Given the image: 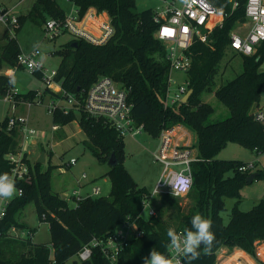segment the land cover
Segmentation results:
<instances>
[{
	"label": "trees",
	"instance_id": "trees-1",
	"mask_svg": "<svg viewBox=\"0 0 264 264\" xmlns=\"http://www.w3.org/2000/svg\"><path fill=\"white\" fill-rule=\"evenodd\" d=\"M79 11L82 18L89 9L98 13L107 12L115 33L103 45L92 44L85 39L72 38L58 50L62 60L57 68L55 80L63 89L78 97L102 76L113 78L129 91L132 116L144 131L158 138L163 129L182 125L196 135L194 148L199 161L192 163L193 188L188 194L193 202L188 212L173 200L172 195L164 199L157 208L156 216L143 215L144 203L152 198L146 189L140 187L123 164L125 157L124 137L102 121L87 117L84 113L61 111L54 113V122L63 126L79 119L86 134V145L101 163H109L115 154L120 164L111 167L105 175L111 181V192L105 197H87L75 207H70L52 188L50 169L43 171L42 164L30 161L31 179L21 182L23 195L15 198L8 207L7 214L0 221V264H111L100 248L93 250L92 258L79 261L75 258L81 248L94 239H105L125 224L135 223L142 237L130 241L119 257L120 264H144L153 257V252L168 258V248L175 233L195 232L192 217L200 214L211 220L210 231L215 240L210 253L197 248L200 257L184 264H215L217 253L222 248H240L255 255L256 243L264 241V199L249 211L239 208L241 189L252 172H241L244 162L217 159L218 153L227 142H239L257 154H264L263 127L253 118L254 105L260 100L264 87V42L254 55L238 54L230 48V33L238 22L245 21V2L233 10L230 0H210L224 14L222 27L211 34L212 44L194 42L188 50L192 67L188 75L189 90L193 94L188 102L165 106L169 87L170 64L166 57V46L156 37L158 25L154 21V10H137L136 0H68ZM67 15L59 0H37L28 17L44 24L48 18L63 19ZM90 13L87 20L92 18ZM20 16V27L26 20ZM88 21L86 22V24ZM76 43V44H75ZM230 51L242 58L243 72L226 85L216 90L217 98L231 110L226 120L209 124L214 109L203 102L204 92H211L219 65ZM21 53L16 38H11L3 47L0 69L3 66L15 70ZM35 75L41 78L39 72ZM13 78L0 76V98L13 88ZM37 91L19 94L20 101L32 100ZM45 95L57 96L46 89ZM22 134L19 126L9 128L8 117L0 128V181L11 173V165L6 156L21 150ZM258 178H264V170L259 169ZM161 195V194H160ZM168 197V198H167ZM227 198L236 199L230 220L225 223L222 213ZM34 203L40 221L49 224L51 243H35L31 239H18L9 235L15 227L25 226L17 221V214L28 204ZM165 206L175 209L173 223L164 218ZM33 232L35 230L31 229Z\"/></svg>",
	"mask_w": 264,
	"mask_h": 264
},
{
	"label": "built area",
	"instance_id": "built-area-1",
	"mask_svg": "<svg viewBox=\"0 0 264 264\" xmlns=\"http://www.w3.org/2000/svg\"><path fill=\"white\" fill-rule=\"evenodd\" d=\"M161 1L165 5L162 9L154 11V21L158 25L156 37L166 46V57L170 64L169 87L165 101V106L168 107L182 102L189 91V82L173 89L172 72L187 73L191 69L192 59L188 55V50L196 41L211 45V34L214 29L223 26L225 17L223 12L215 7L210 0ZM239 1L230 0L233 10L239 6ZM15 7L0 9V23L10 33H15L20 27V15ZM87 18L86 20L85 17L81 18L76 7H73L71 12L63 19L48 18L44 24L46 37L55 39L64 33H69L73 38L85 39L95 45L106 44L115 33L112 21L102 23L97 12H93L92 18L90 17L89 20ZM87 21L88 23L86 24ZM238 23H242L246 30L243 32L231 31L230 48L238 54L254 55L258 47L264 42V0H246L245 21ZM39 53V50L28 55L20 53L15 71L22 67L31 73L39 72L41 78L47 84V89L57 96L45 95L44 92L37 91L34 99L20 101L16 97L21 93H19L17 88H12L4 97L11 104L12 111L10 116H8V127L19 126L21 128L22 146L17 153H10L6 156L11 165V173L2 182L12 184L14 191L11 196L0 194V221L6 216L11 202L23 195V188L19 184L28 182L31 179L30 161L32 162V157L26 150L27 143L31 137L38 139L42 136L41 133L29 127L28 117L18 112L20 105H26L28 108L33 105H46L53 114L57 111H61L64 114L75 112L79 115L84 113L91 119L102 121L115 128L122 137L128 134L137 136L144 131V125H138L132 116L129 91L123 84L111 77L102 76L84 95L78 97L73 93L67 92L55 80L57 69L49 70L46 68L42 61L39 60ZM56 85H58L57 91L54 89ZM252 114L254 120L263 127L264 131V87L261 91L260 100L254 105ZM59 127V124L54 123L52 130L56 131ZM179 132H182V134ZM184 134L187 133L186 131L184 132V126L182 125L163 129L160 133L158 137L159 143L153 151V156L156 161L164 165V173L152 197L163 193H169L174 197H183L192 190L194 179L191 165L199 161L200 158L191 142L184 139ZM76 162V159H71L65 165H75ZM175 166H182V168L180 170L171 168ZM256 166V161L246 162L240 165L239 170L241 172H252L257 168ZM86 178L87 176L84 174L82 180ZM15 189L18 191L15 192ZM99 194L100 189L93 190V196H98ZM73 198L77 204L85 199L80 195V191H74ZM145 212H147V217L156 216V209L150 205L149 201L144 203L142 214L144 215ZM132 225H135V223L123 225L105 239H94L89 244L84 245L75 258L79 261H88L92 258L93 250L98 247L111 264H120L119 257L122 251L129 245L131 240L140 238L143 235V232L138 230V228L132 230ZM9 235L18 239L33 240L34 232L13 227ZM176 235L178 237L177 245L174 246L171 241L167 260L172 261V264H176L177 260L180 264H184V258L191 254H184L187 233L178 232ZM261 244L262 251L260 256L251 255L244 250L230 251L221 257L216 264H264V241L257 242L256 248ZM152 259L153 257L144 264H151Z\"/></svg>",
	"mask_w": 264,
	"mask_h": 264
},
{
	"label": "rangeland",
	"instance_id": "rangeland-1",
	"mask_svg": "<svg viewBox=\"0 0 264 264\" xmlns=\"http://www.w3.org/2000/svg\"><path fill=\"white\" fill-rule=\"evenodd\" d=\"M21 2V3H20ZM37 0H0V9L13 8L16 6V11L19 15L26 16L21 28L15 33H10L6 27L0 23V49H2L11 38H16L20 45L21 54L28 55L36 50H39V60L49 70L57 69L62 58L57 53L59 49L66 46L72 39L71 34L64 33L63 35L49 39L46 37L42 23L28 17L31 9ZM59 4L65 9L66 13H70L74 7L68 0H59ZM137 10L143 11L152 9L154 11L160 10L165 3L161 0H136ZM93 10V11H92ZM91 12H97L96 9H89L85 14V20ZM98 13V12H97ZM102 23L110 21L111 18L107 12L98 13ZM4 30H6L4 32ZM234 31L243 32L246 27L242 23H237L233 29ZM264 71V64L261 66ZM243 72L242 58L240 55H234L228 51L220 62L218 73L215 77V84L211 92H204L201 96L203 102L209 104L214 113L210 116L208 123L213 124L226 120L231 116V110L224 105L216 96L215 92L228 82L235 79ZM171 78L173 89L188 82V75L183 72L173 71ZM13 80V88H17L19 93L24 94L30 90L42 91L47 89V84L42 78L22 67L15 71ZM11 90V89H9ZM6 96V95H5ZM4 96V97H5ZM3 98H0V128L5 119L11 114V104ZM18 112L22 115L29 116V127L41 133L37 145L27 143L26 150L31 154L32 160L37 161L42 150H46V162L42 164L43 171L50 169L52 188L63 200L67 202L70 207L77 205L73 198L74 191H82V196L86 197L91 193L93 187L100 188L98 196L93 198L108 196L111 192V181L108 176H105L109 169V163H101L85 143V133L79 123H73L65 126L64 132H58V140H54L52 134V126L54 125V114L48 110L46 105H33L28 108L26 105H20ZM71 123V122H70ZM184 127V139L191 142L194 147L196 142V135ZM182 134V132H179ZM192 136L195 140L190 137ZM52 143V145H51ZM159 143L158 138L149 136L145 131L137 136L130 134L124 136V150L125 157L123 164L129 171L138 185L153 194L154 188L161 179L164 173V165L156 161L153 156V151L157 148ZM53 148V153L51 152ZM71 159H76L75 165H65ZM217 159L226 161H240V162H255L257 168L252 171L258 172L259 169L264 170V154H257L245 147L242 143L229 141L226 146L218 153ZM175 170H180L182 166L171 167ZM251 173V174H252ZM86 174L87 179L82 180V176ZM84 186L83 188L80 187ZM169 193L158 194L147 200L150 205L156 209L162 207L164 204V197ZM189 195L183 197H174L173 200L181 205L184 212H188L192 207L193 202L189 199ZM167 197V198H168ZM264 199V178H258L252 183H246L241 189V203L239 208L242 211H249L253 206ZM236 203V199L227 198L225 204V211L222 213L223 220L228 223L231 216L232 208ZM164 218L173 223L175 218V209L171 206H165ZM147 217V212L144 213ZM17 221L25 226L23 230H35L33 235V242L40 244H50L51 234L49 224L45 221H40L37 209L34 203L28 204L17 214ZM262 244L257 246L254 256L261 255ZM230 251H243L240 248H222L218 252L215 264L224 255Z\"/></svg>",
	"mask_w": 264,
	"mask_h": 264
},
{
	"label": "clouds",
	"instance_id": "clouds-1",
	"mask_svg": "<svg viewBox=\"0 0 264 264\" xmlns=\"http://www.w3.org/2000/svg\"><path fill=\"white\" fill-rule=\"evenodd\" d=\"M13 191L14 189L12 184L0 181V194L4 196H11ZM17 191L18 190L15 189V192ZM211 224V220L203 219L200 214H196L192 217V225L196 231L187 232V239L184 246V254L187 255L188 253H191V256L188 257L189 260H195L200 257L201 253L197 251V247L199 246L201 240L205 243L203 251L206 254L211 252L213 247L212 242L215 240V234L209 230ZM168 234L172 237V244L174 246L177 245L178 237L176 233L169 229ZM151 264H172V261L165 259L161 254L153 252ZM176 264H180V262L177 260Z\"/></svg>",
	"mask_w": 264,
	"mask_h": 264
},
{
	"label": "crops",
	"instance_id": "crops-1",
	"mask_svg": "<svg viewBox=\"0 0 264 264\" xmlns=\"http://www.w3.org/2000/svg\"><path fill=\"white\" fill-rule=\"evenodd\" d=\"M20 16H22V15H20ZM6 30H4V32H5ZM6 33V32H5ZM73 38V37H72ZM2 52H3V48L2 49H0V57H1V55H2ZM1 75H7V76H9V77H12V78H14V76H15V70H11L10 68H7V67H5V66H3V69H0V76ZM54 89L57 91L58 90V85H56V86H54ZM22 115V114H21ZM25 116H27L28 117V119H29V116L28 115H25ZM29 123H30V121H29ZM73 123H79V119H76V120H74V121H72L71 123H68V124H66V125H63V126H61L60 125V127H59V129L58 130H56V131H53L52 130V134H54V140H58V137H60V136H58V132H64V127L65 126H67V125H69V124H73ZM80 124V123H79ZM188 130V129H187ZM85 136H86V134H85ZM190 137H192V139L194 140V138H193V136H192V133H191V135H190ZM87 139V138H86ZM85 139V140H86ZM38 142H39V139H37L36 137H31V139H30V143H32V144H35V145H37L38 144ZM193 141H191V144H193L192 143ZM194 142H195V140H194ZM51 145H52V143H51ZM196 149V148H195ZM45 152L46 154H47V152H46V150H42V152ZM196 151H197V149H196ZM41 152V153H42ZM50 153H53V148H51V152ZM198 153V152H197ZM31 155V154H30ZM41 155V154H40ZM39 155V156H40ZM32 157V156H31ZM39 158V157H38ZM38 160V159H37ZM110 166V165H109ZM110 168H111V166H110ZM110 170V169H109ZM109 172V171H108ZM107 172V173H108ZM106 173V174H107ZM106 174H104V175H106ZM87 179V178H86ZM85 180V179H84ZM158 184V183H157ZM157 186V185H156ZM156 186H155V188H156ZM80 187L81 188H83L84 186H81L80 185ZM155 188H154V190H155ZM94 189H100L99 187H93L92 188V190H91V193L89 194V195H87L86 197H83L82 196V191L80 190V195L83 197V198H87V197H92L93 196V190ZM137 228V226L136 225H132V227H131V229L132 230H134V229H136Z\"/></svg>",
	"mask_w": 264,
	"mask_h": 264
},
{
	"label": "water",
	"instance_id": "water-1",
	"mask_svg": "<svg viewBox=\"0 0 264 264\" xmlns=\"http://www.w3.org/2000/svg\"><path fill=\"white\" fill-rule=\"evenodd\" d=\"M76 44V43H75ZM193 94V89H190L186 95L184 96L183 98V103H186L188 102L189 98L191 97V95ZM38 163L40 164H44L46 162V153L43 151L41 153V155L39 156L38 160H37ZM120 164V161L117 159L116 155L115 154H112L110 159H109V165L111 167H115V166H118ZM259 176V172H254L252 174H250L248 177H247V182L248 183H252L254 182L257 177ZM203 243V240L200 241V245Z\"/></svg>",
	"mask_w": 264,
	"mask_h": 264
}]
</instances>
